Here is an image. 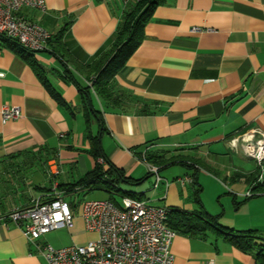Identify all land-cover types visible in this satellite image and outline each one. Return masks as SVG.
<instances>
[{
	"label": "crops",
	"instance_id": "0c3cea01",
	"mask_svg": "<svg viewBox=\"0 0 264 264\" xmlns=\"http://www.w3.org/2000/svg\"><path fill=\"white\" fill-rule=\"evenodd\" d=\"M46 4L45 12L24 7L21 13L52 34L47 49L31 51L29 61L0 40V264H49L22 228L4 217L47 195L55 183L73 206L77 193L111 198L107 190L83 184L97 166V148L107 157L105 169L116 167L131 180L119 181L123 191L189 212L208 211L201 198V170L244 183L231 191L234 203L237 193L259 181L258 164L244 147L264 131V0H163L141 44L114 76L111 100L81 89L91 77L90 65L115 40L126 4ZM6 104L19 107L22 116L3 123ZM225 144L238 148V154L218 155L216 149ZM148 147L155 155L176 157L160 171L185 167L172 180L161 174L171 182L168 188L155 185L147 164L135 154ZM186 175L191 182L177 181ZM255 197L260 198L251 203L264 208V192ZM122 198L114 194L120 204ZM74 222L39 243L64 247L97 238L81 215ZM172 252L174 264H259L253 253L211 228L177 231Z\"/></svg>",
	"mask_w": 264,
	"mask_h": 264
},
{
	"label": "built area",
	"instance_id": "2783aa9c",
	"mask_svg": "<svg viewBox=\"0 0 264 264\" xmlns=\"http://www.w3.org/2000/svg\"><path fill=\"white\" fill-rule=\"evenodd\" d=\"M129 0H123L125 4ZM24 7L45 12L46 0H0V37L15 39L31 51L47 49L52 34L40 23L29 19L21 13ZM211 30L194 27L193 31ZM92 87V79L87 81ZM93 89V87H92ZM2 122L18 119L22 111L17 106L4 105L1 110ZM148 171L155 177V185L163 183L166 188L170 181L160 173V166L148 162ZM247 156L260 165L264 161V131L259 132L256 141L244 147ZM100 164L106 161L100 157ZM264 179L261 173L259 181ZM184 185L191 182L189 176L178 177ZM58 184L53 191L44 196L34 197L28 206L10 211L4 220L12 221L21 227L28 241L37 247L49 264H174L172 243L177 231L167 223L168 207L154 204L150 200L125 196L122 203L111 199H84L81 204V216L88 231L97 233V238L83 244H71L55 247L40 244L39 240L47 233L74 227L75 215L71 203L65 199ZM249 190L246 196H251ZM208 264H215L209 261Z\"/></svg>",
	"mask_w": 264,
	"mask_h": 264
},
{
	"label": "trees",
	"instance_id": "16d2710c",
	"mask_svg": "<svg viewBox=\"0 0 264 264\" xmlns=\"http://www.w3.org/2000/svg\"><path fill=\"white\" fill-rule=\"evenodd\" d=\"M163 0H129L117 35L113 43L108 47L102 55L95 60L89 67L88 74L92 79V87L95 93L105 99H113L112 80L116 74L125 66L130 56L136 51L144 38V29L150 21L156 6ZM7 40L14 49L17 50L26 60L31 61V50L23 47L15 39L7 36H1L0 40ZM51 40V39H50ZM35 63V61H32ZM89 79V80H90ZM92 87L86 83L82 92L90 93ZM101 123L103 120L100 118ZM144 151L135 152L136 156L142 159ZM97 159L102 157L107 161V157L103 155L100 149L95 150ZM148 162L163 167L175 162L176 157L165 158V156L155 155L153 151L148 150L145 153ZM260 170V168H259ZM261 172V171H260ZM262 173V172H261ZM131 182L125 177L124 173L116 168L105 169L104 165L97 162V166L92 170L87 178L83 180V184L90 186L91 189H105L110 194L111 200L120 204L114 199V194L119 193L122 197L130 196L138 198L129 191H123L118 183L119 181ZM253 194L246 196V199L258 196L260 192H264V181H258L253 186ZM168 225L176 231L183 233H197L207 230L208 228L215 230L224 238L228 239L232 244L245 252L254 254L259 264H264V236L259 235L253 229L236 230L233 228L223 227L220 223V216L209 213L206 210L199 212H189L176 207H168Z\"/></svg>",
	"mask_w": 264,
	"mask_h": 264
},
{
	"label": "rangeland",
	"instance_id": "374dc122",
	"mask_svg": "<svg viewBox=\"0 0 264 264\" xmlns=\"http://www.w3.org/2000/svg\"><path fill=\"white\" fill-rule=\"evenodd\" d=\"M238 151V148L235 149V147L226 144L216 149V152L219 153L218 155L221 156L234 154L235 152L238 154ZM257 164L260 171L264 174V161L261 165L258 162ZM178 171H185V167L174 165L160 171V173L167 175L169 179L172 180L174 177L178 176ZM199 178L200 183L204 187L201 198L203 199L205 207L212 214H221L220 222L222 225L229 226L230 228L234 227L236 229H257L258 234L264 235V231L262 229L264 228V208L251 203V200L258 199L260 197L243 200L245 195L251 189L244 191L243 195H239L237 193L238 201L237 203H234V194L231 193V191H239L241 187L243 188L245 186L244 183L241 181L234 182L231 179L226 180L225 175L215 176L206 173L203 170L200 171ZM148 183H153V177L149 178ZM149 193L151 192L149 191ZM71 198L76 201V205L71 206V210L76 216L81 215L80 201H83L84 199H101V195H94L92 193L82 195V193H77ZM154 204L156 203L154 202Z\"/></svg>",
	"mask_w": 264,
	"mask_h": 264
}]
</instances>
